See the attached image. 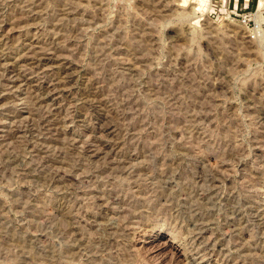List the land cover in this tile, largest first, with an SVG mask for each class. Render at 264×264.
Listing matches in <instances>:
<instances>
[{
	"label": "rangeland",
	"instance_id": "rangeland-1",
	"mask_svg": "<svg viewBox=\"0 0 264 264\" xmlns=\"http://www.w3.org/2000/svg\"><path fill=\"white\" fill-rule=\"evenodd\" d=\"M0 264H264V0H0Z\"/></svg>",
	"mask_w": 264,
	"mask_h": 264
},
{
	"label": "bare ground",
	"instance_id": "bare-ground-1",
	"mask_svg": "<svg viewBox=\"0 0 264 264\" xmlns=\"http://www.w3.org/2000/svg\"><path fill=\"white\" fill-rule=\"evenodd\" d=\"M180 1L182 2V4H186L187 3V0H180Z\"/></svg>",
	"mask_w": 264,
	"mask_h": 264
}]
</instances>
